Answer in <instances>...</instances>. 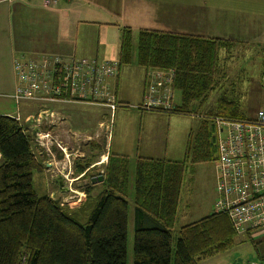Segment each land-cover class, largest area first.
Here are the masks:
<instances>
[{
  "label": "trees",
  "instance_id": "obj_1",
  "mask_svg": "<svg viewBox=\"0 0 264 264\" xmlns=\"http://www.w3.org/2000/svg\"><path fill=\"white\" fill-rule=\"evenodd\" d=\"M136 38L134 48L132 30L122 28L119 66L171 71V88L181 94V103L171 109L138 110L192 116L196 103L206 104L219 91L188 134L183 160L138 157L132 196L127 157L109 152L102 174L91 176L102 175L103 181L77 187L86 195L80 208L64 207L49 195L38 197L32 188L33 170H40L32 149L34 131L31 139L18 121L0 115V264H126L129 197L133 264H201L237 245L239 233L225 213L189 221L180 194L188 165L215 166V119L246 118L238 101L221 92L220 54L229 55L238 43L155 29H140Z\"/></svg>",
  "mask_w": 264,
  "mask_h": 264
},
{
  "label": "crops",
  "instance_id": "obj_2",
  "mask_svg": "<svg viewBox=\"0 0 264 264\" xmlns=\"http://www.w3.org/2000/svg\"><path fill=\"white\" fill-rule=\"evenodd\" d=\"M219 1L224 2V8L227 10L217 13L216 21L214 20L215 10L222 8L215 4ZM242 4L245 6L242 7ZM258 8H264V0H60L58 5L53 7L44 6L42 0H0V115L14 118L25 128V133H29L32 139L30 131H36V128L33 129L31 121L26 120L34 117L37 113H35L37 111L35 104L37 105L40 102L17 103L15 101L13 96L17 87H19L17 75L19 64L42 63L56 65L60 61L73 59L115 63L118 65L117 74L107 79L104 86L112 93L111 95L116 96L118 103L128 104V99H120L118 93L119 75L121 67H123L118 64L122 28H130L133 32V38H136L135 34L140 29H155L222 38L208 35L212 25L216 24L218 20L225 21L226 15L237 19L236 16L229 13L254 15L260 18L261 15L257 13L244 11ZM108 34H111L112 39V36H114V41L117 44L114 43L115 48H117L116 60H113V58H116L114 56L115 52L111 53L112 56H108L111 59L107 57ZM222 53L225 52L222 51ZM128 67L137 70L143 69L136 65H129ZM143 70L142 93L137 105L145 98L152 86L157 85V81H159L162 93L170 91L172 106H178L179 104L174 103V93L171 92L173 91L171 88V71ZM263 70L264 66L262 72ZM12 103L14 107H11ZM84 106L95 107L99 105L89 103L62 104L59 109L66 116L65 120L68 121L66 124L69 127L67 132H71L68 135L72 138L74 146L69 150L82 149L84 144L91 141L90 150L104 148V153H102V159L99 162L90 163L88 166H84L87 162L84 163V160H80L86 156L82 153L83 157L76 159L73 162L71 171H69L71 172V179H75V181L86 180V176L91 174L93 170L105 166L109 154L107 150L111 148L112 143L115 112L118 109L112 113L107 107L99 106L109 111V130H103L101 128L102 122H100L94 132L84 133L91 123L89 117V119L84 120L80 116ZM44 107L47 108V106H43V103L40 104L38 112ZM50 110L58 111L52 105H50ZM147 116L160 119V117L166 115L162 112L140 111L138 117L139 133L136 136L138 150L140 148L141 130L144 128L142 124H144L143 122L147 119ZM63 125L65 124L63 123ZM65 137L64 146L70 143L68 136L65 135ZM107 145H109V149H107ZM32 149L36 161L42 166L40 170H44L50 176L49 191L45 195L53 197L55 192L51 187L52 182L54 179L56 181V176L58 178L62 175L59 174L58 176L56 172H48L42 158L37 156L36 145L32 146ZM56 161L58 164L62 163L61 154L57 156ZM2 162L3 159L0 154V165ZM91 176L89 180L92 179ZM64 186L66 188V183ZM75 191L83 192L78 188ZM58 193L59 195L65 194L62 198V201L65 202L71 192H63V190L58 189ZM65 206L67 205L65 204Z\"/></svg>",
  "mask_w": 264,
  "mask_h": 264
},
{
  "label": "rangeland",
  "instance_id": "obj_3",
  "mask_svg": "<svg viewBox=\"0 0 264 264\" xmlns=\"http://www.w3.org/2000/svg\"><path fill=\"white\" fill-rule=\"evenodd\" d=\"M215 4L222 7L215 10L214 20L217 21L216 14L225 12L227 9L224 8V2L222 1ZM241 6L244 7L245 5L242 4ZM244 11L257 13L261 15V17L259 18L254 15L247 14L240 15L229 13L236 16L237 19L226 15L225 21L218 20L216 24L211 26V30L208 32V35L220 36L238 43L229 55L222 52L220 54V67L221 70L224 71V75L221 79V92L226 91L230 99L237 100L240 112L246 118H251L255 115L258 109L264 108V88L261 83L262 69L264 66V8ZM112 37L113 39L111 38V34L107 35V38L109 39L106 46L107 57L112 56L111 53L114 52V56H117V48L114 46V36ZM136 39L133 42L134 48L136 46ZM116 59L117 57L113 58V60ZM121 68L118 93L120 99H128L127 105L129 106L125 105L127 107H119L115 112L116 115L114 125L112 127L111 148L109 149V145H107V149H109L107 151L113 154L122 153L127 157L130 176L129 192L130 195L133 196L134 173L138 157L164 158L173 161L183 160L188 134L190 131L196 129L200 118L219 96V91L212 92L209 95V99L206 104L198 106L196 103L193 107L195 114L192 116L165 114L166 116L160 117V119L147 116V119L143 122L144 124H142L144 125V128L141 130V141L139 142L140 148L138 150L136 136L139 133L138 117L140 115V111L137 109V102L141 98L144 70H137L132 67L129 68L128 66H123ZM171 92L174 93V103L176 105L180 104V92L176 89H173ZM49 103L50 102L46 105L47 109H50ZM40 104H42V102L37 103L38 106L35 104L37 110L35 113H38ZM68 104L87 103L74 100L63 103V105ZM53 106L54 108L56 107L58 111H55L53 116H50L45 122H41L44 124L43 127H39L43 130L47 129L46 132L49 133V138H42L40 136L41 139L38 141L39 145H36V153L37 156L42 158L43 162L46 164L44 166H46L48 172H56L59 176L60 173L64 172L61 170L63 162L58 164L56 163V160L57 156L61 154L62 144H64L66 140L65 135L68 136L70 142L69 145L65 144L69 152H72L69 149H72L74 145L72 143V138L69 136L71 132H67V128L69 127L66 126L68 123V121L65 120L66 116L59 111L62 104L55 103L52 104V107ZM11 107H14L13 103ZM106 110V108L99 106L83 107V111L80 116L84 120L89 118L91 120V123L89 124L90 126L86 128L84 133L94 132L100 122H102L101 128L103 130H109V111ZM63 123L65 125H63ZM101 146L103 145L101 144ZM90 147L91 141L83 145V148L80 149V153H83L86 156L80 160H84V163L99 162L102 159L101 156L102 153H104V148L100 150H90ZM104 167L105 166L93 170L91 174L95 175L101 173L100 171H102ZM41 168L42 166L40 164V169ZM214 173L215 167L213 162L187 166L184 174V182L180 199L181 203L184 200L186 201V206L190 216L189 221L197 220L213 212V204L217 197L214 191ZM91 174H89L86 180L83 181L71 180V176H68L67 179L63 176L61 177L63 179V183H66V187L71 184L73 189H77V187L89 183V177ZM49 183L50 176L45 173L44 170H33L32 188L38 197L44 196L45 193L49 191ZM51 187L55 192L53 198L58 200L60 203L63 202L62 198L65 194L59 195V187L56 184L55 179L52 182ZM70 195H72V193L68 194L69 197ZM69 197L66 198V201H70ZM128 201L126 264H133L132 212L134 206L132 197H129ZM82 204L78 208H80ZM180 223L176 227H179L186 222L182 221ZM236 244L237 245L232 247L230 250L211 257L203 261L202 264H250L254 261H264V233L251 232L248 234H238L236 237Z\"/></svg>",
  "mask_w": 264,
  "mask_h": 264
},
{
  "label": "built area",
  "instance_id": "obj_4",
  "mask_svg": "<svg viewBox=\"0 0 264 264\" xmlns=\"http://www.w3.org/2000/svg\"><path fill=\"white\" fill-rule=\"evenodd\" d=\"M46 7L58 5L60 0H42ZM118 65L112 62L96 60L60 61L56 65L19 64L17 75L19 87L15 90L17 103L38 101L43 106L69 101H80L107 107L112 113L119 108L116 96L111 95L104 84L107 79L117 74ZM264 88V70L261 75ZM163 87V86H162ZM159 81L137 105L143 110L171 109L172 95L170 91L162 93ZM55 111L41 108L33 118L26 121L32 123L35 143L42 138H49L43 123ZM36 124V125H35ZM214 139L217 148L216 199L213 212L225 213L236 232L264 233V108L257 110L251 118L225 120L215 119ZM44 145V144H41ZM80 149L69 152L62 144V171L65 179L70 176L73 162L83 157ZM77 155V156H76ZM70 169V170H69ZM72 180V179H71ZM75 180V179H73ZM68 191L72 195L70 201L61 202L74 209L85 200V192H77L69 184ZM250 264H264L254 261Z\"/></svg>",
  "mask_w": 264,
  "mask_h": 264
},
{
  "label": "water",
  "instance_id": "obj_5",
  "mask_svg": "<svg viewBox=\"0 0 264 264\" xmlns=\"http://www.w3.org/2000/svg\"><path fill=\"white\" fill-rule=\"evenodd\" d=\"M61 176V175H60ZM103 179H104V177L102 176V175H97V176H95V177H93L92 179H91V183L92 184H95L96 183V181L98 182V183H101L102 181H103ZM56 184L58 185V187H59V189L62 191L63 190V192L65 191H68V188L66 187L65 188V183H63V179H62V177H58V178H56ZM64 184V185H63Z\"/></svg>",
  "mask_w": 264,
  "mask_h": 264
},
{
  "label": "clouds",
  "instance_id": "obj_6",
  "mask_svg": "<svg viewBox=\"0 0 264 264\" xmlns=\"http://www.w3.org/2000/svg\"><path fill=\"white\" fill-rule=\"evenodd\" d=\"M68 188V187H67Z\"/></svg>",
  "mask_w": 264,
  "mask_h": 264
}]
</instances>
